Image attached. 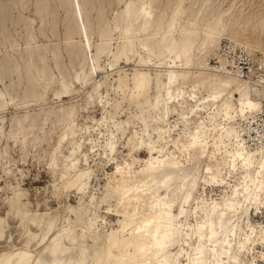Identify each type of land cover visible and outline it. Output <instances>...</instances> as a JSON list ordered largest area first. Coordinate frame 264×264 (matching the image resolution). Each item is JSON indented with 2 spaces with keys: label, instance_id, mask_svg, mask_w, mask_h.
Here are the masks:
<instances>
[{
  "label": "bare ground",
  "instance_id": "obj_1",
  "mask_svg": "<svg viewBox=\"0 0 264 264\" xmlns=\"http://www.w3.org/2000/svg\"><path fill=\"white\" fill-rule=\"evenodd\" d=\"M106 1L35 0L33 8L41 22L51 19L53 26L59 8L67 17H72L71 25L64 31V45L69 56L77 61L81 70L85 68L88 60L89 74H96L98 73L96 67L100 68V58L102 56L110 58L109 66L114 67L111 69L117 72L113 89L121 96L114 105L115 113L122 101L141 109L148 106L149 96L154 93L155 106L162 107L165 112L161 118L166 121V126L159 127L155 140L147 141L137 130L129 128L130 121L125 119L121 121L123 137L127 138L124 146L129 149L131 162L114 161L113 175L108 177L104 194L99 196V202L96 204L112 203L113 207L108 210L119 214L116 227H112L109 232L104 230L103 224H106L104 218L95 212L87 213V205H95L96 194L90 193L88 189L89 175L86 171L77 169L65 181L66 189H74L79 202L76 206L67 205L64 215H59L58 211L52 213L31 209L30 200L25 197L27 194L20 191L17 185L10 183L8 188L11 196L7 195L9 197L6 216L0 215V264H225L224 259L230 254V248L225 247H231L232 244L226 239L220 245L221 251L219 250L215 240V227L210 218L202 220L203 222L195 219L188 228L182 222V219L188 216L187 207L192 200L190 188L194 185V175L183 171L190 163L183 162L180 158L184 144L178 136L171 137L167 128L171 126L167 118V97L173 87L190 81L194 87L207 90V95L199 104H203L206 110L209 125H197L196 134L193 133L191 136L193 143L203 141L198 146L197 153L191 157V161L198 162L207 157L209 161L225 169L226 177H230L241 168L242 178L234 183V188H230L231 196L222 201L223 209L231 208L233 201L241 198L239 194L244 197L242 198L244 201L249 200L248 197L251 195L257 197V192L264 188V102L258 101L256 104L253 102L250 88L239 82L250 77L240 79L243 66L235 57L227 59L226 55H221L219 42L225 40L226 45L231 48V43L235 40L232 36H227V32L238 27L245 31L253 24V29L263 31L264 15L250 14L251 11L244 13L243 5L246 0H228L226 8L213 9L212 4L217 2L215 0H168V4L173 1L176 5L167 16L165 24L164 11L156 18L153 14V8L161 6L163 0H117L122 4L121 12H112L110 16L113 20L121 22L122 26L120 35L112 37L108 23L105 28L101 27L105 19L101 8L105 6ZM2 2L0 0V26L6 29L9 24L14 28L22 25L27 36L26 58L22 64H18L15 58L0 56V73L3 71L7 74L14 73L17 82L13 83V86L19 84L23 78L27 90L33 92L40 80H43L46 86L50 79V73L44 64L45 52L38 51L32 44L34 37L31 34V23L12 15L13 10L16 11L17 8L21 11L29 7L30 0H10L7 5ZM114 3V0H108V5ZM259 6L264 8V1ZM209 9L212 11L205 13ZM94 12L97 13L95 19ZM95 23L98 25L97 31L93 27ZM54 33L53 31L52 34L55 35ZM40 34L43 35L42 29ZM96 34L99 39H96L97 43L94 45L93 38ZM73 37H78V41L72 42ZM113 41L116 43L114 50L111 48ZM171 43L174 44L173 52L167 56L166 51ZM92 46L95 50L93 53ZM141 46L143 50L140 49ZM212 54L217 55L215 65L208 63ZM250 59L247 55L246 62L249 63L247 68L250 74L255 70V66L264 69V62L258 60L251 64ZM132 61L133 71L128 73L125 67ZM121 63L125 65L121 66ZM195 63L199 65L198 72L191 75ZM152 69L155 76L151 72ZM108 73L105 74V78H108ZM262 73L254 80L260 87L264 85ZM61 85L68 86L67 80L63 79ZM103 85L105 81L100 79L94 81L95 94L101 93ZM1 96L0 93V107L3 102ZM224 99L227 102L224 108L218 107V102ZM215 107L220 108L218 123L214 121ZM61 114L65 120L76 121L78 118L77 110L73 106L62 108ZM26 118L27 115L12 120L13 128L10 133L12 138H17V134L24 129ZM113 122L118 128L115 120ZM211 139L213 148L209 149L208 143ZM68 143L71 144L73 151L78 150L80 154H86L82 146L80 151V145L75 140H68ZM143 146L147 149V158L142 159L143 165L136 170L134 163L139 158L133 155ZM60 153L61 149L54 150L50 166L52 169H55L61 160ZM205 172L210 173L211 179L215 181L217 173H221H213L208 166ZM58 175L61 180L63 173ZM176 178L181 191L179 205L175 204L174 197L169 198L166 193L160 197L159 193L160 190L167 192ZM60 183H53L57 194L62 189ZM23 197L26 202H23ZM222 214L224 215V212ZM10 221L15 223L14 229L10 228ZM246 221L241 237L237 239L235 264H240V261L236 260L240 253L258 245L264 246V225L259 224L257 230L249 220ZM204 239L208 240L210 246L209 258L205 259L204 249L207 244ZM192 240L195 241L194 245L191 244ZM190 250L193 251L192 254Z\"/></svg>",
  "mask_w": 264,
  "mask_h": 264
},
{
  "label": "rangeland",
  "instance_id": "obj_2",
  "mask_svg": "<svg viewBox=\"0 0 264 264\" xmlns=\"http://www.w3.org/2000/svg\"><path fill=\"white\" fill-rule=\"evenodd\" d=\"M1 1L6 5L10 2V0ZM215 1L218 3L215 2L212 4V9L213 7L226 8L228 5V0ZM246 1L247 2L243 5L246 8L242 6L245 11L244 13H249L251 11L250 14L257 13V15H264V8L259 6L264 0ZM34 2L35 0H30V6L21 11L18 10V8L16 11L13 10L12 15L16 17L19 16L31 23V34L34 37L32 44L37 47L36 49L38 51L42 53L45 52L44 64L47 68V72L50 73V79L46 86V83L40 80L37 84L38 87L36 86V89L30 92L27 90L23 78L19 84L13 86V83L17 82L16 75L14 73L7 74L4 71L0 73V93L4 97L1 96L3 102L2 108L0 107V187L3 186L1 187L2 191L0 190V215L2 217L6 216L5 210L8 209L7 198L11 196L8 188L10 183L11 185H17L20 191L27 194L25 197H27L28 201L30 200L29 207L31 206V209H40V212L48 211L52 213H57L58 211L59 215H64L67 205L76 206L79 202L75 190H67L65 185V181L69 179L77 169L88 173V189L90 193L96 194L94 200V204L96 205L100 197L104 194L108 177L113 175L114 161L117 160L119 163H123L124 161L131 162V158L128 155L129 149L124 146L127 138L123 137L124 135L121 131L123 125L121 121L124 119L130 121L129 128L131 130H137L147 141L155 140L160 130L159 127L166 126V121H163L161 118L165 112L162 107L157 108L155 106L154 93L149 96L148 106L141 109L127 103V101H122L119 110L115 113L114 105L120 100L121 96L115 93L113 89L117 72L112 70L114 67L109 66L110 58L107 56H102L100 58V68L96 67L98 73L93 74L95 77L89 74L90 64L88 60L85 68L81 70L77 61L69 56L66 51V46L64 45V31L65 28L71 25L72 17H67L65 12L59 8L55 15L54 26L51 19L43 23L40 21L39 15L34 11ZM114 2V4L108 5L107 0L105 6L101 8V12L105 16L104 21L101 23V27L105 28L108 23L111 36L118 37L122 24L119 21L113 20L110 15L112 12H121L122 4L117 2V0H114ZM162 2L165 4L163 3L159 7H154L153 14L156 18L164 11L166 16L163 23L166 24L167 16L176 4L173 1H170L168 4V0H163ZM212 9L207 10L205 13L212 11ZM96 14V12L93 13V19L96 18ZM110 17L111 19L109 20ZM97 26V23L93 24L96 31L98 28ZM23 27L24 26L19 25L14 28L9 24L8 27L4 29L0 26V56L8 59L15 58L20 65L26 58L25 38L27 33ZM40 29H42L43 35L40 34ZM236 29L227 32V36H232L235 40V42L231 43V48L226 45L225 40L219 42L221 55H226L227 59L235 57V60H237L236 56H229L227 53L228 49H234L232 53L235 52L237 55H243L246 52L245 55H249L251 58V64H254L258 60L264 62V30L262 31L258 28L257 30L253 29V24H250L245 31H243L242 27ZM53 31L55 35L52 34ZM94 36L93 41L95 45L99 38L97 34ZM142 37H144V35ZM77 38L78 37H73L71 41L75 43L79 39ZM224 45L226 51H222ZM14 46L18 47L15 48ZM115 46V42L111 44L112 50L115 49ZM173 46V43L169 45L166 51L167 56L171 55L173 52ZM140 49L143 50V46H141ZM94 51V47L92 46L91 52L93 53ZM208 63H211V65L217 64V55L215 56V54H212L209 57ZM124 65L125 64L121 63V66ZM133 66L134 61L126 65V71L131 73L133 71ZM198 68L199 65L195 63L190 74H196ZM254 69L255 70L252 71L250 75H255L256 78L258 75H261L262 72L264 73V69L262 68L255 66ZM99 70L102 71L100 72ZM151 72L153 76H155V71L153 69ZM106 73H108V78H105ZM256 78L250 77L248 80H239V82L245 83V85L250 88L252 100L255 104L258 101L261 103L264 102V85L263 87L256 85L254 82ZM63 79L67 80L68 86L61 85ZM96 79L105 81L103 90L99 94H95L93 90L94 81ZM62 95L63 97L61 98ZM206 95L207 90L194 87L192 81H190V83L184 85L179 83L177 87H173L167 97V118L171 125L170 128L168 126L167 128L170 131L171 137L178 136L184 144L183 151L180 153V158L183 162L187 161L190 163L183 171H187L191 175H194V185L190 188L192 200L187 207L188 216L186 219L183 218L182 222H184L188 228L194 223L195 219L199 222H203L205 219L210 218L215 227V240L217 241L219 250L221 251L220 245L226 239L232 244L231 247H225L228 249L230 248L229 257L224 259L226 261L225 264H235V256L237 254L236 245L241 237L240 234H242V229L246 226V222H248L246 220H249V223H252L251 225L257 227V230H259V224L264 225V188L260 192H257V197L250 194L251 196L248 197L249 200L247 199L246 201H244V199H242L244 197L239 194L241 198L234 200L231 208L223 209L222 201L231 196L230 188H234L237 181L242 178L243 173L241 172V168H239L236 173H232L230 177H226L225 169H221L215 163L209 161L207 157L202 158L198 162L191 161V157L193 154L197 153L199 150L198 146L203 142L193 143L191 136L193 133L196 134L198 130L197 125H209V119L206 117V110L203 108V104H199ZM235 96L238 97V94ZM226 103L224 99L218 102V107L224 108ZM71 106L77 110L78 118L76 121L65 120L61 114L62 108L67 109ZM218 107H215L216 110L214 109V121L216 120V123L219 122L218 115L220 108ZM25 115H27V118L24 123V129L17 134V138H12L10 136L13 128L12 120L14 118H21ZM111 116H113L112 119ZM113 120H115L118 128L114 125ZM103 125L104 127L102 128ZM100 130L102 131L100 132ZM60 137H62V139ZM68 140H75L80 145V151L82 146L86 154H80L78 150L73 151ZM212 144L213 142L211 139L208 143L209 149L213 148ZM171 145V148H173V144ZM56 148L61 149V160H59L56 168L52 169L50 166L53 160V152ZM133 156L139 158V160L134 163L135 169L139 170L140 166L143 165L142 159L147 158L146 147L143 146L140 151L136 152ZM206 166L211 167L213 173L221 172L217 173L216 181L211 179L210 173L205 172ZM58 173H63L61 180ZM7 182H9V184ZM57 182H61L60 189L62 188L61 192L58 194L53 188V183ZM179 184L176 178V181L171 184L167 192L160 190V197H163L166 193L167 197H174L176 199L175 204L177 203L179 205L181 195ZM25 197H23V202L27 201ZM201 200H203V202ZM239 200L242 202H239ZM111 204L112 203L105 202L96 205V207L95 205H87L88 214H93L95 212L96 215L106 220V224H103V227H105L104 230L107 232H109L112 227H116V220L119 218V214L108 210L113 207ZM256 207L258 208L256 209ZM223 212L224 215L222 214ZM71 215L74 218V215ZM100 222L102 223V221ZM100 222H98V224H101ZM15 226V223L10 221V228L14 229ZM204 241L207 247L204 249L205 257L203 259L209 258L210 255L208 250V248H210L208 245L209 242L207 239H204ZM191 242V244L194 245L195 241L192 240ZM189 252L192 254L193 251L190 250ZM236 260H239L240 264H264V246L258 245L249 251L242 252L239 256L237 255Z\"/></svg>",
  "mask_w": 264,
  "mask_h": 264
},
{
  "label": "built area",
  "instance_id": "obj_3",
  "mask_svg": "<svg viewBox=\"0 0 264 264\" xmlns=\"http://www.w3.org/2000/svg\"><path fill=\"white\" fill-rule=\"evenodd\" d=\"M222 51H226L225 45L223 46ZM232 51H234V49H228L227 53L229 56H236L238 63L243 66V74L241 75L242 78H248V77H252V78H256L255 75H249V69L247 68L249 63L246 62V52L243 55H237V53H232ZM264 117V115H263ZM262 127V126H261Z\"/></svg>",
  "mask_w": 264,
  "mask_h": 264
}]
</instances>
